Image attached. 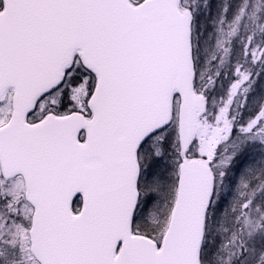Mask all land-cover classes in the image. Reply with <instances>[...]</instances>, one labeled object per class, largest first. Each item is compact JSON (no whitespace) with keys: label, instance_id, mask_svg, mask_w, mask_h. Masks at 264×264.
<instances>
[{"label":"snow or ice","instance_id":"obj_1","mask_svg":"<svg viewBox=\"0 0 264 264\" xmlns=\"http://www.w3.org/2000/svg\"><path fill=\"white\" fill-rule=\"evenodd\" d=\"M191 20L189 0H0V209L20 221L21 206H31L47 264H200L202 245L189 236L181 255L177 243L186 226L202 230L214 185L194 216L180 197L192 191L197 160L208 161L215 180L219 146L205 154L193 137L176 152L169 228H139L140 209L157 203L140 196L142 161L157 139L171 148L179 69L191 67ZM162 96L170 97L169 118L154 123ZM262 124L258 116L240 130L251 135ZM25 180L27 201L16 195ZM245 187L258 191L241 201L242 212L259 210L264 177Z\"/></svg>","mask_w":264,"mask_h":264},{"label":"rangeland","instance_id":"obj_2","mask_svg":"<svg viewBox=\"0 0 264 264\" xmlns=\"http://www.w3.org/2000/svg\"><path fill=\"white\" fill-rule=\"evenodd\" d=\"M200 2L203 9H198ZM247 2L242 15V3ZM189 7L196 18L191 42L192 75L195 76L193 92L204 98L210 122L209 140L205 141L202 120H198L197 144L193 148L211 154L214 146L210 142L216 140L222 146L212 165L216 181L213 203L204 227L200 264H233L234 257L241 258L244 249L246 253L252 251L254 238L261 246L260 249L256 245L254 248L264 255V201L260 202L259 210L253 206L248 213L242 212L241 205V201L251 200L258 191L245 185L264 177V124L251 135L240 130L258 116L264 119V58L261 56L264 53V0H189ZM239 15H242L241 26L245 34L239 28ZM256 19L259 21L255 22ZM247 76L251 78L245 80ZM170 129L171 148L164 149L157 139L142 161L147 179L142 181L140 196L143 199L152 194L157 203L140 209L141 230L155 228L165 232L168 225L176 193V152H180L177 118ZM157 149L167 153L159 162L150 157ZM20 188L22 191L16 195L21 198L22 183ZM217 204L221 205L223 215L217 210ZM240 234L245 238L241 240L244 249H240ZM262 255L256 259H261ZM247 256L241 258V264H246ZM3 264L21 263L8 260ZM254 264H264V260Z\"/></svg>","mask_w":264,"mask_h":264},{"label":"water","instance_id":"obj_3","mask_svg":"<svg viewBox=\"0 0 264 264\" xmlns=\"http://www.w3.org/2000/svg\"><path fill=\"white\" fill-rule=\"evenodd\" d=\"M189 63L191 66V59ZM179 72H180V87L183 88L184 90L181 96V102L178 106V140H179L180 150L182 153L184 150L188 148L189 143L194 136L196 119L201 115H203L204 107H203L202 98L195 96L192 92L191 67L187 68L185 67L184 64H181ZM170 110H171L170 97L162 96L155 107L154 117H153L154 123H162L165 120H167L169 118ZM196 164L197 167L194 170H191L194 171L195 173L192 180V191L187 194H181L180 197L181 199L184 200L186 211L188 212L190 217L194 216L195 206L198 203L200 196L203 195L206 197L209 187H212L213 184L212 175L208 171L207 165L199 160L196 161ZM188 171L190 170L185 169V172ZM24 184L26 190L25 198L27 200L29 196V185L26 180L24 181ZM134 198L135 197L133 193V200ZM204 223L205 220L203 222L202 230L199 227L191 228L187 226L184 229H182L177 243V251L181 255L185 254L187 250L186 246L188 244L189 236H191L192 241L197 242L200 245L202 244ZM168 228H169V224H168ZM201 231H202V236H201ZM30 237H31V250L33 255L36 257L39 264H47V260L50 255L48 246L45 243L36 240L31 230H30ZM200 247L198 248V254L200 252Z\"/></svg>","mask_w":264,"mask_h":264},{"label":"flooded vegetation","instance_id":"obj_4","mask_svg":"<svg viewBox=\"0 0 264 264\" xmlns=\"http://www.w3.org/2000/svg\"><path fill=\"white\" fill-rule=\"evenodd\" d=\"M206 114L207 111L205 106V114L200 120H202L203 140L208 141L209 137L207 131L210 122ZM213 138H215V136ZM213 142H210V144L214 146V149H216L217 146H219L218 149H222L221 142L219 144L216 140ZM20 216L22 219L18 222L15 218H9L6 214V210L0 209V260H16L21 264L26 262H33L36 264L30 252L28 235L32 218L31 207L22 206ZM6 220L8 221L7 224L5 223Z\"/></svg>","mask_w":264,"mask_h":264},{"label":"bare ground","instance_id":"obj_5","mask_svg":"<svg viewBox=\"0 0 264 264\" xmlns=\"http://www.w3.org/2000/svg\"><path fill=\"white\" fill-rule=\"evenodd\" d=\"M243 237H244V236H243ZM243 237H242L241 234H240V242H239V243H240V249H244V248L241 246V240L244 241V239H245V238H243ZM255 240L257 241L256 238H254V241H255ZM256 241H255L254 247H255V245H256L257 249H260L261 246H259L258 244H256ZM254 247H253L252 251L249 252V253H246V250L244 249V252H243V253L248 254V256L246 257L247 260H244V262H246V264H252V262H253L254 260H255V262H257V261H259V260H262V259H256L257 257H260V256L262 255V253H261L260 251L256 250ZM240 249L238 250V252L240 251ZM263 251H264V248H263ZM255 253H256V255H255ZM250 254L252 255L251 257H250ZM262 256H264V255H262Z\"/></svg>","mask_w":264,"mask_h":264},{"label":"trees","instance_id":"obj_6","mask_svg":"<svg viewBox=\"0 0 264 264\" xmlns=\"http://www.w3.org/2000/svg\"><path fill=\"white\" fill-rule=\"evenodd\" d=\"M204 1V0H203ZM202 2V1H201ZM201 2H200V6H198V9L200 8V9H203V5H201ZM239 4H241V3H239ZM242 4H244V6H241V7H243L244 9H243V14L242 15H244V10H245V8H246V6H247V4H248V2L247 3H242ZM255 5V3L253 4V6ZM205 10H206V7H205ZM191 12H192V26H191V35H192V37H191V42H192V38H193V23H194V21L196 20V18H195V15H194V11H193V9H191ZM235 13H237L238 14V11L236 10L235 11ZM242 15H239V19H240V25H239V28H240V30H241V32H242V26H241V22H242ZM255 22H257V21H259V20H254ZM253 22V19H252V21L250 22V23H252ZM250 23H249V25H250ZM242 33H244V32H242ZM247 33H248V31H247ZM245 34V33H244Z\"/></svg>","mask_w":264,"mask_h":264}]
</instances>
